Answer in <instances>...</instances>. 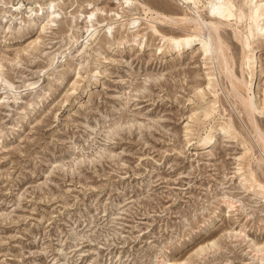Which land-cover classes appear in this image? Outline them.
<instances>
[{
  "label": "rangeland",
  "instance_id": "1",
  "mask_svg": "<svg viewBox=\"0 0 264 264\" xmlns=\"http://www.w3.org/2000/svg\"><path fill=\"white\" fill-rule=\"evenodd\" d=\"M230 1L225 48L209 0H0V264H264V0Z\"/></svg>",
  "mask_w": 264,
  "mask_h": 264
},
{
  "label": "bare ground",
  "instance_id": "2",
  "mask_svg": "<svg viewBox=\"0 0 264 264\" xmlns=\"http://www.w3.org/2000/svg\"><path fill=\"white\" fill-rule=\"evenodd\" d=\"M186 1L192 2L193 4L199 2V0H185V2ZM126 4H129V0H123V5H126ZM263 5H259V4L251 5L250 10H249V14L247 16L248 20L250 19L251 21L256 22L259 19H261V17L264 16V8H262ZM147 10L151 11L149 8H147ZM234 11H236L235 6L230 0H226V1L225 0H209L208 6L206 8V13L208 14L207 18L209 19V21L207 22V20H203V22H206V24H204V25H206L207 28H209L211 31L215 32V36H213V38L215 37L214 40L216 43H214V45L217 46L218 45L217 42H219L222 45H224L225 48H227L225 46L223 39H222V37L224 36V35L222 36V34L223 33L226 34V31H224V30L219 31V29L217 27V23L221 22L224 25L229 26V25H231L232 21H235V23L238 24L239 20L236 19V13H234ZM189 19L190 18H185V20H189ZM183 21H184V19H183ZM132 22H136V20L134 19ZM257 31H259V32L263 31V27H260L259 29L256 28V32ZM155 33H157V31H155ZM252 36H254V34L252 33L251 26H249L247 37L250 38ZM192 42L193 41L190 39V40L185 41L183 43H180V42L173 43L174 45L171 47V49L168 52H170V53L172 52L173 54H176V56H181L180 54L185 49L190 48V46L192 45ZM195 45L197 46V53L202 58V60L205 62L210 60V58L208 57V53L210 52V45L208 44V42L206 40L200 39L199 42ZM256 52H257V48H254L248 55L249 56V62H250V68H251L250 75L252 78V83L250 84V87L248 88V97L243 100L246 115L252 116V118L254 116V120H253L254 123L256 120L254 114L258 113L260 115L262 113L260 110V107H259L260 105L258 106L259 91L262 87V84L259 85V83L262 79V78L260 79V77H263L261 74L262 73V68H261L262 65H261L259 58H257V56H256L257 55ZM213 75L214 74L208 75L209 76L208 77V81H209V83H208L209 87L208 88L213 87V86L211 87V85H213V84H211ZM257 78H258V81H257ZM255 86H257L256 90H255ZM236 96H237V98H239L241 100L240 96H238V95H236ZM232 129H234V128H232ZM218 130L223 131V129L215 130L214 133L207 140L206 145H205L206 148L208 146H210L211 144L213 145V143L215 141V135H216ZM207 143H209V144H207ZM248 170H249L248 178L255 181V183L258 182L257 175L255 174V172H253L252 168L249 167ZM249 186L251 188L252 183ZM258 186H262V188L264 187L261 184H259Z\"/></svg>",
  "mask_w": 264,
  "mask_h": 264
}]
</instances>
